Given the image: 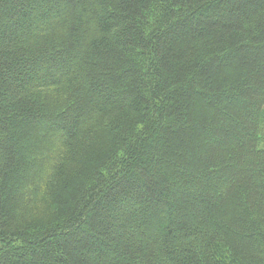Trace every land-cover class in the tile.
<instances>
[{"label":"trees","instance_id":"16d2710c","mask_svg":"<svg viewBox=\"0 0 264 264\" xmlns=\"http://www.w3.org/2000/svg\"><path fill=\"white\" fill-rule=\"evenodd\" d=\"M0 264H264V0H0Z\"/></svg>","mask_w":264,"mask_h":264}]
</instances>
